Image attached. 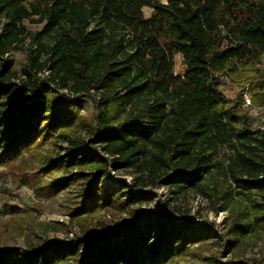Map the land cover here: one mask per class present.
Returning a JSON list of instances; mask_svg holds the SVG:
<instances>
[{"label": "trees", "instance_id": "1", "mask_svg": "<svg viewBox=\"0 0 264 264\" xmlns=\"http://www.w3.org/2000/svg\"><path fill=\"white\" fill-rule=\"evenodd\" d=\"M0 17V164L38 153L47 139L66 144L41 170L58 176L49 193L77 188L71 220L126 217L66 243L0 251V264L172 263L191 253V243L203 249L200 236L215 232L214 224L140 209L161 184L221 204L217 212L239 207L226 231L234 254L243 239L264 235V130L252 129L220 90L224 73L242 76L241 66L264 56V0H0ZM33 17L41 30L22 25ZM25 40L17 78L7 56ZM177 54L182 77L173 75ZM52 86L73 97L96 95L86 139L79 137L86 127L78 123L79 104L57 97ZM221 168L224 179L214 174ZM109 170L134 175L131 185L119 181L100 193Z\"/></svg>", "mask_w": 264, "mask_h": 264}, {"label": "rangeland", "instance_id": "2", "mask_svg": "<svg viewBox=\"0 0 264 264\" xmlns=\"http://www.w3.org/2000/svg\"><path fill=\"white\" fill-rule=\"evenodd\" d=\"M165 4L166 0H159ZM144 19L151 15L149 8L142 10ZM31 20L23 21L22 25L28 31H39L43 24H37ZM5 23V18L0 17V30ZM28 40L17 45L7 56L11 71L17 78H23L22 71L26 65ZM242 76L236 78L230 76V81H224L221 77L220 90L222 95L232 105L243 111L251 122L252 129L264 130V56H261L251 66L239 68ZM185 67L182 63L181 55L173 57V75L182 77ZM48 72L42 75V81L46 84ZM57 97H66L79 104L80 125L86 124L80 130L79 137L86 139L89 127L92 125V118L96 106L97 97L68 95L66 90L51 88ZM250 98V106H244V95ZM239 105V106H238ZM60 148L61 153H65L66 144L54 146L52 140H46L40 147L38 153L22 154L17 160L0 164V251L8 252L12 249L26 250L29 246L38 249L40 245L58 241L66 243L75 239L83 231L90 230L98 234L102 228L115 226L121 219H126L125 215L113 217L110 213H101L88 220L86 223H76L71 220L70 212L74 207L78 194L77 188H64L54 193H49V186L58 176L47 174L41 169V162L51 155L55 149ZM98 155L100 151L96 150ZM226 150L219 151L220 156ZM108 177L100 183V193L116 187L119 181H124L131 185L134 175L126 171H108ZM215 177L224 179L225 171L221 169L214 171ZM148 188L142 189L147 191ZM233 200L239 201L243 206L245 201L235 194ZM259 202V198H254ZM218 206L212 201L203 198L195 192L185 194H172V191L165 184H161L153 189L147 196V201L140 205L141 210H152L159 213L167 211L175 221L188 219L202 226H216V231L208 232L200 236L201 243L205 244L203 249H197V243H191L190 254L181 255L172 263L157 264H252L264 258V235L260 231L252 237L243 239L242 248L239 254H234L228 248L227 241H233V236L228 235L229 224L232 215H236L239 207L230 208L225 212H217ZM241 206V207H243ZM247 207V205L245 206ZM136 208V207H135ZM178 211V212H177ZM253 212L250 211V215ZM242 216V215H240ZM216 233V234H214ZM197 251V252H196ZM220 253V256L218 254ZM238 256V257H235ZM217 257V258H216ZM217 259V262H216Z\"/></svg>", "mask_w": 264, "mask_h": 264}, {"label": "built area", "instance_id": "3", "mask_svg": "<svg viewBox=\"0 0 264 264\" xmlns=\"http://www.w3.org/2000/svg\"><path fill=\"white\" fill-rule=\"evenodd\" d=\"M222 79L224 80V81H227V82H229L230 81V75L228 74V73H224L223 75H222ZM250 98H249V96L247 95V94H245L244 95V106H246V107H248V106H250Z\"/></svg>", "mask_w": 264, "mask_h": 264}]
</instances>
